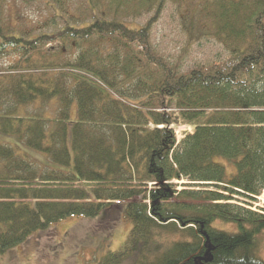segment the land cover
<instances>
[{
    "label": "trees",
    "instance_id": "16d2710c",
    "mask_svg": "<svg viewBox=\"0 0 264 264\" xmlns=\"http://www.w3.org/2000/svg\"><path fill=\"white\" fill-rule=\"evenodd\" d=\"M169 7L174 61L154 44ZM203 42L227 56L183 69ZM0 133L47 155L0 145V256L124 212L128 238L96 264H264V208L234 204L264 194V0H0Z\"/></svg>",
    "mask_w": 264,
    "mask_h": 264
},
{
    "label": "rangeland",
    "instance_id": "374dc122",
    "mask_svg": "<svg viewBox=\"0 0 264 264\" xmlns=\"http://www.w3.org/2000/svg\"><path fill=\"white\" fill-rule=\"evenodd\" d=\"M22 12L25 16H30L29 19L32 21L38 19V13L35 11L23 10ZM154 44L161 53L173 61L182 49L183 37L180 34L178 17L171 7L167 9L155 29ZM226 56L227 52L223 47L214 42H203L193 49L190 57L185 61L183 69L193 68L214 60H223ZM43 110L47 111L46 108ZM52 110L50 108L48 112L41 113L44 114L45 119H51L50 112ZM28 112L33 114L40 111L33 106L28 108ZM76 118L77 104H74L72 120L75 121ZM173 129L176 131L178 140L184 138L186 133L191 132V129L186 126ZM0 145L14 146L17 154L22 157L34 158L39 164L47 157L44 153L26 148V145L15 136L0 133ZM221 161L227 164L225 160ZM174 183L178 187V191L187 188L186 181H175ZM192 189L197 190L198 188ZM235 200L234 204H242L246 208L251 207L254 212L264 208V194L259 196L256 201L246 200L242 197H237ZM113 214L109 215L110 220H115L113 224L103 215L95 219L72 217L45 231L36 232L25 243L1 255L0 264H96L109 252L118 251L133 228V222L126 217L124 212ZM214 226L236 232V227L233 225L216 222ZM11 253L13 257L9 260ZM262 256L264 258V249Z\"/></svg>",
    "mask_w": 264,
    "mask_h": 264
},
{
    "label": "crops",
    "instance_id": "0c3cea01",
    "mask_svg": "<svg viewBox=\"0 0 264 264\" xmlns=\"http://www.w3.org/2000/svg\"><path fill=\"white\" fill-rule=\"evenodd\" d=\"M11 257H13L12 253H11L10 257H9V260H10ZM4 264H6V263H4ZM16 264H17V263H16Z\"/></svg>",
    "mask_w": 264,
    "mask_h": 264
}]
</instances>
